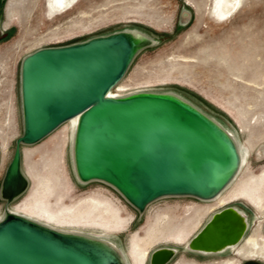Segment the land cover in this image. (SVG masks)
Instances as JSON below:
<instances>
[{
    "label": "rangeland",
    "instance_id": "1",
    "mask_svg": "<svg viewBox=\"0 0 264 264\" xmlns=\"http://www.w3.org/2000/svg\"><path fill=\"white\" fill-rule=\"evenodd\" d=\"M190 1L193 5L188 0H78L71 10L51 17L46 0H0V134L10 136L6 154L3 159L0 157V221L32 186L25 172L23 150L37 147L52 133L37 143L21 144V172L27 185L8 200L2 193L3 180L16 141L24 131L22 61L44 48L80 44L116 33L146 38L119 81L128 88L124 96L145 92L179 98L222 128L239 154L248 153L223 194L250 175L261 173L264 169V0H241L236 13L222 12V15L213 12V0ZM9 2H13L11 17L6 16ZM75 137L76 131L67 128L59 159L50 165L40 155L33 157L36 178L58 182L60 191L56 189V192L64 195L68 205L103 194L120 206L125 216L132 217L125 230L107 238L98 236L96 228L62 229L64 233L110 243L124 264H130L127 250L131 234L142 233L158 214L169 213L173 223L181 224L195 207L205 208L216 202L190 195H168L155 199L140 211L110 183L79 179L74 160ZM225 208H233L244 216L247 230L241 238L251 234L259 224L264 235V211L256 210L251 202L241 198L213 206L202 214L188 242L214 213ZM159 248L175 250L168 264H220L233 256L225 251H193L187 244L171 242L156 243L149 252L152 254Z\"/></svg>",
    "mask_w": 264,
    "mask_h": 264
},
{
    "label": "water",
    "instance_id": "2",
    "mask_svg": "<svg viewBox=\"0 0 264 264\" xmlns=\"http://www.w3.org/2000/svg\"><path fill=\"white\" fill-rule=\"evenodd\" d=\"M125 34L135 37L116 33L80 44L44 48L24 58V131L16 141L2 185H19L21 190L14 197L27 185L21 172V144L37 143L79 114L82 118L74 152L79 179L110 183L140 211L162 196L212 199L231 180L238 163L236 147L221 138L204 118L171 99L172 95L139 92L106 97L136 54ZM138 39L140 49L146 38ZM229 209L233 208L218 212ZM216 213L190 242L196 238L212 242V234L206 236ZM239 215L244 222V216ZM246 229L244 226L240 239ZM67 235L72 234H50L7 211L0 221V264H124L121 256L119 263L91 244ZM95 241L115 249L108 242ZM232 245L227 242L221 249Z\"/></svg>",
    "mask_w": 264,
    "mask_h": 264
},
{
    "label": "bare ground",
    "instance_id": "3",
    "mask_svg": "<svg viewBox=\"0 0 264 264\" xmlns=\"http://www.w3.org/2000/svg\"><path fill=\"white\" fill-rule=\"evenodd\" d=\"M77 2L78 0H46V6L49 9V14L53 17L57 16L60 12L71 10ZM188 2L192 4L190 0H188ZM213 4V12L216 15H222V12L236 13L238 7L241 5V0H213ZM12 6L13 2L7 3L6 16L8 17H11ZM124 36L132 42L135 52H137L140 47L141 39L135 38L129 34H125ZM126 90H128L127 86L118 82L109 90L106 97H123V93ZM170 98L204 118L221 138L235 147L230 136L219 126L205 118L200 112L187 103L173 96H170ZM81 118L82 114L72 117L63 123V126L56 129L55 132H52L40 145L30 150H23L22 157L25 165V172L27 177L31 180L32 186L26 196H24L13 208L8 210V214L32 222L50 234L60 233L66 226H83L96 228L100 233L98 236L107 238L108 235L112 233L125 230L130 224L132 217L125 216L122 213L121 207L103 194L91 195L74 202L72 205H68L63 200L64 195H59L56 192V189L60 191L58 182L53 183L46 180H37L35 174L36 162H34L33 157L40 155L46 165H50V162H56L61 154L60 148L62 145V138L66 137V129L70 128V130L76 131L81 122ZM9 138L10 136L0 134V157L2 159L6 154L7 141ZM247 157L248 153L246 151H243L241 154L238 153L237 169L245 163ZM26 182L27 180L25 178V183ZM20 190L21 187L15 184L11 187L4 186L2 188V193L4 197L10 200L19 193ZM223 190L212 198V200L216 201L213 206L220 207L232 200L242 198L251 202L258 211H264V169L257 175H250L247 179L239 182L234 188L228 190L224 194ZM50 195L51 197L54 196V198L51 199ZM213 206L205 208L195 207L192 209V213L184 219L181 224L173 223L169 213L158 214L142 233L134 232L131 234L127 250L129 263L146 264L148 260L150 264L151 260L152 264H168L175 256V250L167 248L154 250L151 256V252H149L150 247L159 242H171L182 245V243L189 238L191 232H194L198 227L200 216L211 210ZM231 210L232 209L224 210L222 213L217 212L215 214L212 225L209 226V231L206 236L208 237V235L212 234V242H207L208 240H206V238H196L193 242H187V246L218 253L223 251L221 248L225 243L237 240L239 236L238 226L241 224L244 225L245 221L232 219ZM70 229L73 231L75 228ZM67 237L87 242L97 251L121 263L119 260L120 254L107 243H101L84 236H74L73 234L70 236L67 235ZM215 241L216 243H213ZM243 248H251L252 252L264 254L263 235H257L255 233L249 236ZM220 264H229L228 259L222 261Z\"/></svg>",
    "mask_w": 264,
    "mask_h": 264
},
{
    "label": "flooded vegetation",
    "instance_id": "4",
    "mask_svg": "<svg viewBox=\"0 0 264 264\" xmlns=\"http://www.w3.org/2000/svg\"><path fill=\"white\" fill-rule=\"evenodd\" d=\"M236 200H239V199H236ZM236 200H232L230 202H234ZM230 202H228V203H230ZM231 211H232V219L237 220V221L242 220V218L240 217L239 213L236 210L232 209ZM244 226H247V224L245 223L244 225L241 224L240 226H238L239 236H238L237 240L232 242L233 245L228 246L227 248L223 249V252L224 251L229 252L231 255H233L230 259H228L229 264H264V254L259 253V252H252L251 248H246V249L243 248V246L247 242V238L249 236H251L255 233L257 235H263V233L261 232L262 226H260V224H259L251 234L240 239V234H241V231H242ZM263 237H264V235H263ZM239 239H240V241H239ZM188 241H189V238L184 243H182V245L186 244Z\"/></svg>",
    "mask_w": 264,
    "mask_h": 264
}]
</instances>
